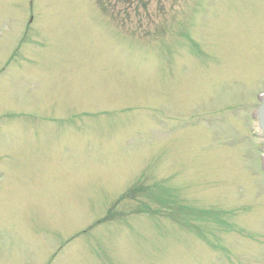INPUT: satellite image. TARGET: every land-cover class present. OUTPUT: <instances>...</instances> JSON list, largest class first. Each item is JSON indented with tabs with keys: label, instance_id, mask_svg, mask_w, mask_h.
Instances as JSON below:
<instances>
[{
	"label": "rangeland",
	"instance_id": "obj_1",
	"mask_svg": "<svg viewBox=\"0 0 264 264\" xmlns=\"http://www.w3.org/2000/svg\"><path fill=\"white\" fill-rule=\"evenodd\" d=\"M263 89L264 0H0V264H264Z\"/></svg>",
	"mask_w": 264,
	"mask_h": 264
},
{
	"label": "water",
	"instance_id": "obj_2",
	"mask_svg": "<svg viewBox=\"0 0 264 264\" xmlns=\"http://www.w3.org/2000/svg\"><path fill=\"white\" fill-rule=\"evenodd\" d=\"M262 103H263V105L261 106L259 113H260V116H261L263 124H264V98L262 100Z\"/></svg>",
	"mask_w": 264,
	"mask_h": 264
}]
</instances>
